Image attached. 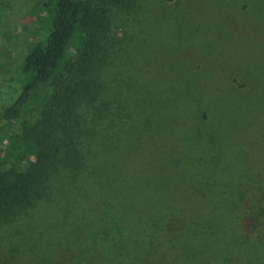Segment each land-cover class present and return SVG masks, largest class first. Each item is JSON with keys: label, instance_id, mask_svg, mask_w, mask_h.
<instances>
[{"label": "rangeland", "instance_id": "374dc122", "mask_svg": "<svg viewBox=\"0 0 264 264\" xmlns=\"http://www.w3.org/2000/svg\"><path fill=\"white\" fill-rule=\"evenodd\" d=\"M47 1L0 0V112L45 34ZM108 15L111 41L76 114L83 166L60 170L31 209L0 223V264L111 262L147 201L191 200L202 184L214 197L264 189V0H135ZM227 234L225 264H264V230Z\"/></svg>", "mask_w": 264, "mask_h": 264}, {"label": "trees", "instance_id": "16d2710c", "mask_svg": "<svg viewBox=\"0 0 264 264\" xmlns=\"http://www.w3.org/2000/svg\"><path fill=\"white\" fill-rule=\"evenodd\" d=\"M109 8L133 12L135 0H48L42 5L45 34L27 48L19 66L20 91L0 112V223L31 209L60 170L83 166L76 114L111 41ZM242 186H224V194L214 197L216 186L202 184L193 188L191 200H150L139 214L129 210L137 224L130 220L119 230L117 239L124 242L112 261L90 264H152L151 259L173 264L175 254V264L231 261L224 258L232 242L229 228L243 226L251 234L264 230V189ZM153 204L165 210L158 218L149 212Z\"/></svg>", "mask_w": 264, "mask_h": 264}]
</instances>
